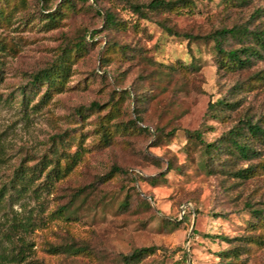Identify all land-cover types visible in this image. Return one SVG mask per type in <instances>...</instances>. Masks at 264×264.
I'll return each mask as SVG.
<instances>
[{
	"label": "rangeland",
	"instance_id": "obj_1",
	"mask_svg": "<svg viewBox=\"0 0 264 264\" xmlns=\"http://www.w3.org/2000/svg\"><path fill=\"white\" fill-rule=\"evenodd\" d=\"M149 1L0 0V187L19 164L61 157L50 188L0 202V264H122L134 248H151L138 264H264V141L245 134L258 151L245 158L227 140L245 120L264 128V58L223 68L212 40L183 35L264 31V0L130 6ZM66 56L41 100L31 74ZM220 99L233 107L210 109Z\"/></svg>",
	"mask_w": 264,
	"mask_h": 264
},
{
	"label": "trees",
	"instance_id": "obj_2",
	"mask_svg": "<svg viewBox=\"0 0 264 264\" xmlns=\"http://www.w3.org/2000/svg\"><path fill=\"white\" fill-rule=\"evenodd\" d=\"M66 4L72 6L71 0H63ZM87 1V0H83ZM95 1V0H94ZM64 3V4H65ZM190 0H150L146 5L140 4H131L130 6L137 13H142V6L153 10H173L178 7L187 6L191 4ZM46 17L50 22L55 20V16L53 12H47ZM104 21L107 23H116L115 16L106 12L104 15ZM162 28L165 32L170 35H179L171 27H168L165 24H161ZM187 38L191 40H196L198 38L210 39L214 42V48L219 54V65L223 68L227 69H241L249 66L253 60L264 58V31L263 30H255L250 31L247 27L244 26H232L229 28H219L205 36L199 35H190L183 34ZM235 38L239 40L243 45L234 49H224L223 44L226 39ZM249 40V42H246ZM248 43V44H245ZM74 49L80 50L84 48L83 40L80 42L74 43ZM69 61V57L66 56V59H59L56 63L52 64L50 67L38 70L31 74L29 79V84L32 86H37V84L45 83L47 85L46 92L43 94L41 100H45L46 96H48V91L50 86H55L57 84L62 83L63 79L68 75L69 65L67 62ZM1 65V61H0ZM1 70V66H0ZM48 89V90H47ZM24 102L25 91H22ZM221 106L222 108L228 107L232 108V104L223 101L222 99L215 101L212 105H210V109H217V106ZM224 106V107H223ZM139 120V118H138ZM141 121V119H140ZM141 129H144L140 127ZM245 134H249L252 138L257 139L259 141H264V128L258 123H251L248 120H245L242 125L236 126L232 131L227 135V140L230 141L233 148H235L236 152L245 158H249L250 156L256 155L257 150L252 148L247 141H243V137ZM190 136H194L195 138H201L199 133H191ZM213 144L207 143L206 148H210ZM207 150V149H206ZM52 156L45 157L43 156L42 160L35 165H23L19 164L17 168H15L14 173L9 181V185L5 184L0 187V202L5 198L6 193L8 192V196L14 194V196H24L29 191L35 194H38L40 189H48L53 184V180L60 176V158L57 154V149L53 152ZM76 160V154L71 156V161L67 162L64 166V172L70 170L72 163ZM45 172L44 179L42 183H36L39 180L42 173ZM253 172H255L254 166H249L246 168L239 169L234 172L235 176L239 178H248ZM8 187V189H6ZM256 213L261 211L255 210ZM30 222H23L21 220L13 222V226H19L23 229L28 226ZM226 239V237H222ZM151 248H134L126 255H123L121 260L122 264H138L142 256L149 252ZM75 250L74 252H76ZM237 251L234 249L223 250L220 252V255L223 257L233 256Z\"/></svg>",
	"mask_w": 264,
	"mask_h": 264
}]
</instances>
